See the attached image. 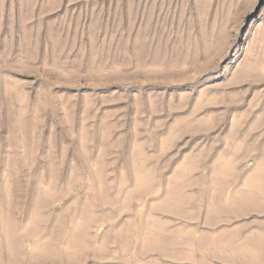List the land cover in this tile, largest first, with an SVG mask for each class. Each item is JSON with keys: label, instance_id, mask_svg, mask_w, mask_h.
I'll list each match as a JSON object with an SVG mask.
<instances>
[{"label": "rangeland", "instance_id": "obj_1", "mask_svg": "<svg viewBox=\"0 0 264 264\" xmlns=\"http://www.w3.org/2000/svg\"><path fill=\"white\" fill-rule=\"evenodd\" d=\"M244 200L264 0H0V264H111Z\"/></svg>", "mask_w": 264, "mask_h": 264}, {"label": "crops", "instance_id": "obj_2", "mask_svg": "<svg viewBox=\"0 0 264 264\" xmlns=\"http://www.w3.org/2000/svg\"><path fill=\"white\" fill-rule=\"evenodd\" d=\"M254 204L262 208L263 200H244L242 203ZM208 216L203 220L234 221L225 225L222 230L198 229L190 232L191 238L181 239L177 235H162L160 242L151 244L144 233V244H130L122 253L129 256L111 264H264V213L247 212L222 216ZM246 217H245V216ZM242 221V223H237ZM245 221V222H244ZM248 222V223H247ZM138 251L154 253L152 259L135 260ZM153 256V257H152ZM155 258V259H153Z\"/></svg>", "mask_w": 264, "mask_h": 264}]
</instances>
